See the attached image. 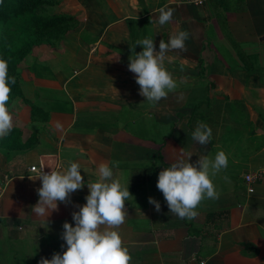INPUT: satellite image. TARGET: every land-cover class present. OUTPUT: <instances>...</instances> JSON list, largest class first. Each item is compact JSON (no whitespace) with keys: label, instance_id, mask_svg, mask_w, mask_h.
Wrapping results in <instances>:
<instances>
[{"label":"crops","instance_id":"0c3cea01","mask_svg":"<svg viewBox=\"0 0 264 264\" xmlns=\"http://www.w3.org/2000/svg\"><path fill=\"white\" fill-rule=\"evenodd\" d=\"M165 6L174 16L161 27L158 9ZM52 12L74 16L82 30L57 49L35 47L21 64L26 99L38 103L36 92L46 90L63 103L46 107L45 123L32 122L21 99L9 106L21 140L34 134L36 144L22 153L0 149V264H38L66 250L63 223L75 226L71 214L86 203L87 183L113 161L114 178L129 181L133 197L118 229L131 264H264V176L251 194L243 180L264 170V0H60ZM177 31L189 33L187 51L169 52L165 67L186 83L150 107L128 58L143 50L137 40L153 37L159 51L160 40ZM197 122L212 129L206 145L191 138ZM181 150L193 164L217 151L228 155L227 169L213 178L219 199L204 200L192 220L169 213L156 188L158 173ZM70 161L80 165L85 186L45 225L31 211L41 182L30 180L28 169L62 172Z\"/></svg>","mask_w":264,"mask_h":264},{"label":"clouds","instance_id":"9594fccd","mask_svg":"<svg viewBox=\"0 0 264 264\" xmlns=\"http://www.w3.org/2000/svg\"><path fill=\"white\" fill-rule=\"evenodd\" d=\"M156 23L163 27L173 20L174 10L161 7ZM189 38L187 31H177L170 35L167 42L160 40L159 51L153 37L137 40L142 51L134 53L128 58L127 69L135 76V83L139 86V95L150 107L156 106L170 93H174L187 78L182 77L178 82L165 67L169 59L168 53L172 51H187L185 42ZM131 50V49H130ZM115 59L119 60L117 55ZM183 70V69H181ZM15 77L8 75V61L0 59V138L7 136L13 128V116L9 110L8 102L11 94L10 85H15ZM57 128L60 125L57 124ZM212 129L203 122H197L191 133L193 141L200 145L209 143ZM192 155L181 150L175 162L164 167L159 173L156 188L162 193L169 209V213L180 219L192 220L198 215V207L204 200L219 199V192L213 182L221 171L228 167V155L224 151H217L214 156L200 157L195 164L189 163ZM119 167V161L101 163L95 170L98 179L87 183L88 195L86 203L77 206L72 221L63 223V232L60 238L64 241L62 253H54L51 259L41 257L38 264H131L132 257L128 247L124 246L118 229L125 223L127 209L125 203L133 200L127 185L120 179L114 178L113 169ZM44 167L32 169L34 172L30 180L41 182L36 190L37 203L32 206V213L42 218L44 224L48 217L57 210L60 203H70L73 193L85 186L81 175L80 165L69 162L64 171L51 170L44 173ZM227 179V177H225ZM148 203L153 205L156 212L160 211V204L149 197Z\"/></svg>","mask_w":264,"mask_h":264},{"label":"trees","instance_id":"16d2710c","mask_svg":"<svg viewBox=\"0 0 264 264\" xmlns=\"http://www.w3.org/2000/svg\"><path fill=\"white\" fill-rule=\"evenodd\" d=\"M56 5L57 0H0V59L8 61V75L16 80L15 85H10L8 107L14 100L21 99L30 109L32 122L45 123L48 120L49 111L46 107L49 104L48 101L34 103L24 97L20 79L21 64L35 47L46 45L57 49L64 37L71 35L68 33L79 34L82 30L81 23L74 16L53 13ZM83 33L80 35L85 41L87 38ZM240 55L246 60L242 52ZM52 102L51 106L63 103L56 99ZM21 135V131L13 127L7 136L0 138V149L17 153L32 149L36 144V136L33 134L23 142Z\"/></svg>","mask_w":264,"mask_h":264},{"label":"built area","instance_id":"2783aa9c","mask_svg":"<svg viewBox=\"0 0 264 264\" xmlns=\"http://www.w3.org/2000/svg\"><path fill=\"white\" fill-rule=\"evenodd\" d=\"M208 0H187V2L191 5L194 6H202L204 3H206ZM35 168H41V166H30L29 167V172L34 176V172L32 171V169ZM44 173H49L50 171H46L45 169H43ZM264 176V170L262 171H255L252 173H247L243 176V180L244 183L246 185L247 188V192L249 194L253 193L254 189H253V185L260 181L262 179V177ZM199 264H205L204 262H200Z\"/></svg>","mask_w":264,"mask_h":264},{"label":"rangeland","instance_id":"374dc122","mask_svg":"<svg viewBox=\"0 0 264 264\" xmlns=\"http://www.w3.org/2000/svg\"><path fill=\"white\" fill-rule=\"evenodd\" d=\"M58 2H60V0H57V4H58ZM89 20V19H88ZM27 59H29V56H28V58ZM48 74V71H45L44 73H43V75L45 76V75H47ZM50 92L51 91H46V90H38L37 92H36V95H38V94H40V96H41V99H40V101H42V102H47L48 101V104H49V106L48 107H51V105H53L52 103L53 102H51V101H54V98H52V96H49V94H50ZM48 95V96H47ZM31 97V96H30ZM58 99H60V98H58ZM15 101V100H14ZM30 101L32 102V100L30 99ZM44 105V104H43ZM19 153H22V152H19ZM263 180H264V177H263Z\"/></svg>","mask_w":264,"mask_h":264}]
</instances>
